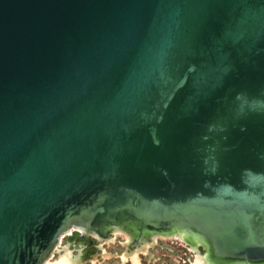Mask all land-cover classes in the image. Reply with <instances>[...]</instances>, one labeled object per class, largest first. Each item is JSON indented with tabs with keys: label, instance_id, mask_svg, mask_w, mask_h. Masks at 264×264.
<instances>
[{
	"label": "water",
	"instance_id": "95a60500",
	"mask_svg": "<svg viewBox=\"0 0 264 264\" xmlns=\"http://www.w3.org/2000/svg\"><path fill=\"white\" fill-rule=\"evenodd\" d=\"M123 216L264 264V0H0V264Z\"/></svg>",
	"mask_w": 264,
	"mask_h": 264
},
{
	"label": "bare ground",
	"instance_id": "6f19581e",
	"mask_svg": "<svg viewBox=\"0 0 264 264\" xmlns=\"http://www.w3.org/2000/svg\"><path fill=\"white\" fill-rule=\"evenodd\" d=\"M262 223L259 227L258 225L254 228L255 233V241L258 243L260 249L264 250V216H262ZM120 222V224H119ZM118 222L115 226L110 225H104L102 224V231L107 234L110 231L115 232V236H118L119 233H122L126 237V251L132 250L134 247L140 248L142 244L149 243L148 237H151V241H156L158 236L154 235V233H147L140 230V226L138 222L129 216H123L121 220ZM121 223H125L121 224ZM123 232H122V231ZM199 236L200 238L207 240L204 238L201 234H198L197 232H194ZM71 238L68 241V246L65 247L64 253L60 256L58 260V264H87L88 261L95 262L94 260H97L98 257V250L102 249L101 247H95L93 244H88V246L84 245L85 240L87 239V232L81 229H75L74 232H70ZM168 236L161 237V238H171L176 239L182 242L183 244L188 240L189 237L186 232H183L181 229H177L174 232L170 231V233L167 234ZM198 237V238H199ZM110 238L108 241L112 240ZM76 240H80L81 246L79 249V252L77 255L73 254L72 251H70V246L75 243ZM208 243V241H206ZM193 247H190L192 251H197V245H193ZM103 257L106 260L110 259V256L105 253V251L102 249ZM122 256L121 262L124 263L126 260V255ZM211 253V251H210ZM213 254V253H212ZM195 261L192 264H244L243 262H224L221 260H217L214 257L210 256V254H202L201 251L195 254ZM50 261V260H49ZM47 264V263H46ZM135 264V263H134Z\"/></svg>",
	"mask_w": 264,
	"mask_h": 264
},
{
	"label": "rangeland",
	"instance_id": "374dc122",
	"mask_svg": "<svg viewBox=\"0 0 264 264\" xmlns=\"http://www.w3.org/2000/svg\"><path fill=\"white\" fill-rule=\"evenodd\" d=\"M67 237L68 235L66 234L65 237L63 238L62 243L57 247V250H55L53 257L50 259V261L47 262V264H58V260L60 256L64 253V249L67 246ZM112 237H116L113 235ZM95 241H98L95 239ZM160 241H165V248H160L161 252V260L160 264H192L195 261V254L191 250L190 247H188L185 244L179 243L178 241H175V244L172 243V240L170 241L171 244L167 245V240L160 239ZM106 245H112V251L119 252V255L117 256H112L109 260H106L103 257V253L98 256L97 261L92 262L89 261L87 264H119L118 262L122 260V255L126 251V237L124 234H118V239L114 241L112 244H107L106 241L101 242ZM174 244V246H173ZM120 248V249H118ZM180 248H182L183 252L180 251ZM72 251L74 252L75 255L78 254L79 252V247L73 246L71 247ZM203 251V250H202ZM185 258L184 262H181V259ZM142 261L143 264H155L157 262L156 259L151 258L148 255H143L142 256Z\"/></svg>",
	"mask_w": 264,
	"mask_h": 264
},
{
	"label": "flooded vegetation",
	"instance_id": "af4514ba",
	"mask_svg": "<svg viewBox=\"0 0 264 264\" xmlns=\"http://www.w3.org/2000/svg\"><path fill=\"white\" fill-rule=\"evenodd\" d=\"M117 239H118V236L113 237L112 240L106 241V242H107V244H112ZM160 239H162V238H158L156 241H151L150 240L149 243L142 244L140 248L134 247L132 250H128L126 253L124 252L125 255H126L125 262L122 263L121 261H119L118 263L119 264H134V263L135 264H143L142 256L143 255H148L151 258L157 260V262H155V264H160V260L162 258L161 252H160V248H165L166 247L165 246L166 245L165 241L161 242ZM163 240H167L168 241L167 245L171 244L170 243L171 240H172V243H174V244H175V241H178L179 243H182L179 240L171 239V238H163ZM174 244H173V246H174ZM95 245L101 247L105 251V253L110 256V258L112 256L119 255L118 251H116V252L112 251V248H114V247H111L112 245H106V244H103V243H101L99 241H95ZM76 246L79 247V245H76ZM118 249H120V248H118ZM70 251H72L71 248H70ZM180 251L183 252L182 248H180ZM201 253L204 254V251L201 250ZM73 254H74V252H73ZM98 254L100 255L101 251H99ZM97 259H98V257H97ZM94 261H97V260H94ZM184 261H185V258H182L181 262H184Z\"/></svg>",
	"mask_w": 264,
	"mask_h": 264
}]
</instances>
